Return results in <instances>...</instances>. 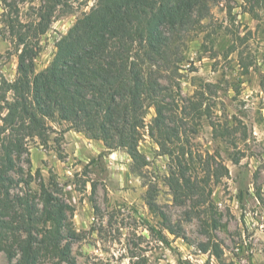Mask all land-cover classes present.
Segmentation results:
<instances>
[{
  "label": "rangeland",
  "instance_id": "1",
  "mask_svg": "<svg viewBox=\"0 0 264 264\" xmlns=\"http://www.w3.org/2000/svg\"><path fill=\"white\" fill-rule=\"evenodd\" d=\"M98 1L0 0V87L15 80L26 45L37 53L35 73L48 67L56 43ZM207 7L206 19L175 36L154 74L178 106L175 142L191 148L211 205L174 200L170 161L146 130L141 166L65 122L47 121L46 143L29 140L18 163L24 175L13 174L29 187L11 192L43 184L65 202L70 264H264V0ZM59 260L51 264H65ZM8 262L0 251V264Z\"/></svg>",
  "mask_w": 264,
  "mask_h": 264
},
{
  "label": "trees",
  "instance_id": "2",
  "mask_svg": "<svg viewBox=\"0 0 264 264\" xmlns=\"http://www.w3.org/2000/svg\"><path fill=\"white\" fill-rule=\"evenodd\" d=\"M209 1L99 0L60 38L40 73L34 70L37 53L22 48L15 80L0 87V111H6L0 127V251L8 264H51L56 256L70 264V248L63 243L65 202L43 184L39 192H11L21 183L29 187L13 174L24 175L18 163L29 140L46 143L47 121L65 122L108 150L125 151L141 166L146 164L138 145L146 130L170 161L167 183L174 200L200 205L207 199L211 205V192L201 183L209 171L199 181L191 148L175 142L179 131L172 118L178 106L154 74L175 36L206 19ZM150 109L154 115L146 123ZM152 203L150 196L147 205Z\"/></svg>",
  "mask_w": 264,
  "mask_h": 264
}]
</instances>
